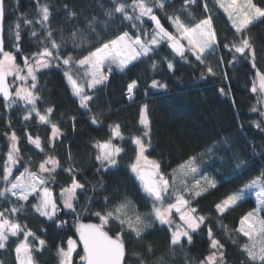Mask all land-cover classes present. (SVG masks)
<instances>
[{
	"label": "snow or ice",
	"instance_id": "snow-or-ice-1",
	"mask_svg": "<svg viewBox=\"0 0 264 264\" xmlns=\"http://www.w3.org/2000/svg\"><path fill=\"white\" fill-rule=\"evenodd\" d=\"M216 4L227 15L234 29L233 39L225 41L223 48L232 54V60L227 63L234 66L240 58L251 63L254 69L256 65V49L253 37L249 34V28L256 22L264 21V6L254 3V0H215ZM112 7L104 9V19L100 20L96 15L85 16L86 24L83 27L74 26L70 35H65L63 28L54 29L51 21L53 12L48 2H36L37 16L33 19L23 18V22L29 28V38L38 44V49L31 55L23 56V66L17 63V56L11 51H5L3 26L0 23V98L6 110L20 107L22 119L30 122L35 119L38 125H47L51 134L47 138V146L39 136H32L27 130L25 136L27 143L32 145L38 153H43L39 160L37 170L31 168V157L28 165L15 174L14 169L24 158L21 149V137L13 130L6 133L8 150L0 165V201L7 204L0 209V252H6L9 241L16 238L14 249L15 264H38L37 253H41L47 247L46 239L40 238L22 224L19 216L31 209L39 216L57 224V228L64 226V221L59 219V203L69 212L76 211L77 196L83 191L85 185L78 179L79 168L72 164V154L68 153V165L64 171L71 177L69 184L60 189L59 200L50 187V182H55L57 170L62 167L61 160L55 155L56 141L64 135L60 127V121L54 120V106L39 107L43 96L39 87V76L45 70L53 67L61 68L64 77L70 87L71 94L79 102V107L89 115L91 124L100 125L102 112L92 111L91 103L95 94L101 88L107 87L109 76L113 70L124 73L130 65L148 60L153 71L158 69L159 62L154 59L158 48L162 43H167L168 48L180 59L188 63V53L200 65L205 66L209 75H215V69L210 57L218 59V65L225 64V60L218 54L221 47L218 33L215 29L211 10L205 0L204 15L195 23L185 20H195L193 6H198V0H182L179 10L171 7L170 0H111ZM103 7V5H101ZM64 15L68 20L76 19L80 14L75 8L64 4ZM157 10L163 13L172 26L170 31L162 23ZM5 16L4 0H0V21ZM131 24L136 31H121L115 38L100 42L92 46L93 35L99 37L98 26L103 23L108 25L117 18ZM19 19V18H18ZM151 22V29L145 28L147 22ZM35 25H39L37 29ZM10 35L14 37L13 47L16 53L23 54L21 24L16 23L14 31L10 27ZM71 45V51H69ZM87 48L86 54L83 53ZM167 70L175 71L172 60H166ZM256 81L252 87L257 92V84L260 92H264V71L256 70ZM8 77H14L9 82ZM224 79L228 76L225 73ZM136 79L127 84L126 95L129 101L134 100V90L137 89ZM152 89L166 90L167 84L153 79L149 85ZM223 89L221 92L223 93ZM148 104L140 107L139 123L143 128L141 135L129 137L135 146V161L129 164V170L139 182L140 191L151 201L152 210L149 214H140L135 209L131 199L125 196L122 200L110 203L107 196L104 197V205L101 210L93 213L100 220L99 224L77 223L76 233L79 240L68 238L67 248L57 246L56 255L58 264H74L73 253L77 245L83 246V255L80 260L83 264H127V242L130 239L144 241L149 229L156 223L167 226L170 233L168 241V254H174L177 249L184 251L185 242L193 243V235L206 225L209 217L200 214L193 201L197 198L211 195L217 188L218 181L213 176L202 172L201 165L206 158L215 154L217 144H228V138L217 141L198 155L190 156L183 163L174 168L171 173L165 174L161 164L149 159L146 155L151 147V120L148 113ZM253 111L256 109L253 108ZM264 115V113H262ZM73 122L75 130V116L68 117ZM253 126L264 131V126L253 122ZM9 127L11 123L9 122ZM111 135L107 140L95 141L92 147L96 149L95 160L97 172H109L118 169L119 157L124 152L122 144L113 141L125 139L118 123L109 125ZM247 161L240 159L235 167L241 171L247 168ZM94 191H103L102 181L93 185ZM255 196V208L244 214L239 220V227L234 231L245 237V242L240 246V251L245 259L242 264H264V170L249 179L241 187L230 192L214 204L217 217H223L234 209L239 203L250 196ZM30 198H34L32 203ZM174 217L179 218V222ZM115 221L120 227L114 235L106 230L107 225ZM219 223V219L217 221ZM226 233H231L226 225H221ZM127 233V235H126ZM22 235V239L20 238ZM210 249L208 255L198 261V264H226L224 245L215 238L213 229L208 225L207 232ZM235 243V241H233ZM148 256H152L153 245L146 244ZM168 254H161L149 261L140 252H134L137 257L136 264H170L166 258ZM0 264H4L0 260ZM186 264H194L187 261Z\"/></svg>",
	"mask_w": 264,
	"mask_h": 264
},
{
	"label": "trees",
	"instance_id": "trees-1",
	"mask_svg": "<svg viewBox=\"0 0 264 264\" xmlns=\"http://www.w3.org/2000/svg\"><path fill=\"white\" fill-rule=\"evenodd\" d=\"M36 2L37 0H4V49L13 52L17 56V63L21 66L24 63L23 56H30L38 49V44L29 38V28L23 22L24 17L33 19L37 16ZM40 2L50 3L53 12L51 26L57 30V36L61 28L67 36L74 26L83 27L86 24L85 16L96 15L103 20L104 9L112 7L111 0H40ZM206 2L211 10L221 44L218 54L225 60L224 65L217 66L218 59L210 57L215 75L207 74L205 66L196 62L190 53L187 54L190 62L185 63L168 48L166 42L162 43L154 56L159 62L157 70L153 71L148 60L129 66L124 73L113 70L107 87L96 92L95 99L90 103L92 111L103 113V123L100 125L91 124L89 115L79 107L78 100L71 94L62 67L45 70L39 76V87L43 96L39 107L43 110L45 106H54L52 118L60 121V127L64 131L61 139L56 141L55 147V155L61 160L62 167L57 170L55 182H50V187L57 196L60 189L70 183L71 177L64 168L68 165V153L71 152L73 166L80 169L77 174L78 179L85 185L84 190L78 193L74 212L75 217L83 222L100 223L99 218L93 213L101 210L105 196L110 203L127 196L133 201L136 211L140 214L147 215L151 212V201L140 191L139 183L129 170V164L135 160V146L132 145L129 137L139 136L143 132L139 123L140 107L143 104H148L151 120V147L146 155L149 159L158 161L165 174L171 173L190 156L198 155L217 141H222L224 138L229 140L228 144H217L215 154L211 158H206L201 165L202 172L216 178L218 184L211 195L193 201L200 214L209 217L206 225L193 235V243L188 245L185 242L184 251L177 249L174 254H168L170 233L156 223L149 229L144 241L128 240L127 264H136L137 257L133 255L134 252L142 253L149 261L161 254H168L166 258L170 264H186V260L198 264V261L211 250L207 235L208 225L212 227L215 238L224 245L226 264H242L245 259L240 246L246 238L234 230L239 227L240 218L255 207L253 199L249 197L241 201L238 206L219 218L214 204L264 170V131L253 126V122L264 126V117H261L257 111L253 112L256 101L251 93L256 70L264 71V21L254 23L248 30L253 37L257 53V69H254L244 58H240L232 66L227 63L232 60V54L223 48V43L233 39L234 29L215 0H206ZM65 3L80 14L76 19L65 18L63 9ZM181 3L182 0H170L171 7L167 9L168 12L173 9L179 10ZM204 3L205 0H198V6H193L195 20H190L187 16L184 17L185 20L195 23L206 15L203 11ZM254 3L264 6V0H254ZM157 14L161 23L173 31L167 17L159 10ZM16 23L21 24L23 54L15 52L14 37L10 35V27L14 31ZM35 27L40 28L39 25ZM144 27L150 30L151 22H147ZM125 30L130 34L136 31L130 23L126 21L122 23V18L119 17L108 25L101 23L97 29L99 37L93 35L91 38L92 46L113 39ZM68 50L71 51V45ZM86 52L87 48L83 53L74 54L82 55ZM166 60L173 61L174 72L167 70ZM225 73L228 76L227 80L224 79ZM133 79L137 80L138 87L134 90V100L129 101L126 89L127 84ZM153 79L166 83L167 89L150 88ZM221 89L224 90L223 93ZM22 114L21 108L6 110L3 103H0V165L8 150L6 133L14 130L21 137L20 146L24 157L18 165L24 170L28 165V158L31 157V168L36 171L43 153H38L27 143L25 131L27 130L32 136L39 135L47 146L51 129L47 125H38L35 119L27 122L26 128ZM70 116L76 117L75 130H73V122L68 119ZM114 123L121 125L125 139L113 142L122 144L124 152L119 157L118 169L98 173L96 149L92 144L97 140H107L111 135L109 125ZM240 159L247 161L248 166L243 171L235 167ZM99 181L103 182L104 190L94 191L93 185ZM30 201L35 202L34 198H30ZM0 203L3 207L7 204L6 201ZM58 206L61 210L59 219L69 221V224L63 228H57L56 223L34 213L31 204L27 213L19 216L22 224H27L29 229L47 241V247L36 254L38 264H58L57 246L65 248L68 238H74L71 221H74L75 217L67 213L61 204ZM221 225H226L232 230L231 233H226ZM105 227L110 235H114L120 226L113 221ZM148 242L153 245L152 256H148L146 252ZM14 247L15 239L12 238L8 250L1 255L4 264H15L12 251ZM76 264L81 263L76 261Z\"/></svg>",
	"mask_w": 264,
	"mask_h": 264
},
{
	"label": "rangeland",
	"instance_id": "rangeland-1",
	"mask_svg": "<svg viewBox=\"0 0 264 264\" xmlns=\"http://www.w3.org/2000/svg\"><path fill=\"white\" fill-rule=\"evenodd\" d=\"M219 9L223 12V14L225 15V17L227 18V20H228V17H227V15L224 13V11L219 7ZM228 22H229V24L231 25V22L228 20ZM170 49V48H169ZM171 50V49H170ZM131 66V65H130ZM256 73V72H255ZM8 80H9V82H11V81H13L14 80V77H8ZM256 81V76L254 75V78H253V82H252V87H253V85H254V82ZM69 86V85H68ZM252 91V90H251ZM252 94H253V96H254V98H255V103H256V106L254 107L256 110L255 111H253V112H255L256 113V111L259 113V115L261 116V117H264V115H262V113H264V92H260L259 91V88H258V84H257V92H251ZM14 108H20V107H14ZM6 142H7V145H8V139H7V137H6ZM135 161V160H134ZM21 169V167L19 166V165H17V169L19 170V171H16L15 169H14V172H15V174L16 175H18L19 174V172L20 171H23L22 169ZM101 172H104L103 170L101 171ZM0 187H3V183L2 182H0ZM80 192V191H79ZM59 196H60V193H58V195L57 196H55V197H57V199L59 200ZM252 199H253V202H254V205H255V196L254 195H252V196H250ZM7 202V201H6ZM59 204H62V203H59ZM63 205V204H62ZM253 208H255V207H253ZM175 219H176V221L177 222H179V218L178 217H174ZM157 225H159V226H161L160 224H158L157 223ZM161 227H164V228H166L167 229V226H161ZM168 230V229H167ZM169 233V232H168ZM21 239H22V236L20 237ZM15 239V243L17 242V239L16 238H14ZM211 251V250H210ZM77 260V259H76ZM79 260H80V257H79ZM78 261V260H77ZM81 261V260H80Z\"/></svg>",
	"mask_w": 264,
	"mask_h": 264
},
{
	"label": "water",
	"instance_id": "water-1",
	"mask_svg": "<svg viewBox=\"0 0 264 264\" xmlns=\"http://www.w3.org/2000/svg\"><path fill=\"white\" fill-rule=\"evenodd\" d=\"M0 23H2V26H3V23H4V18L2 21H0ZM3 103V100L2 98H0V103ZM138 182V181H137ZM139 183V182H138ZM77 223H81V224H97V223H94V222H83V221H78ZM77 223L75 225V237L73 238V240H76L78 241L79 240V236L78 234L76 233V227H77ZM66 248H67V244H66ZM82 253L83 254V246L82 245H77V248H76V252L73 253V258H74V261L75 259L79 256V254Z\"/></svg>",
	"mask_w": 264,
	"mask_h": 264
},
{
	"label": "flooded vegetation",
	"instance_id": "flooded-vegetation-1",
	"mask_svg": "<svg viewBox=\"0 0 264 264\" xmlns=\"http://www.w3.org/2000/svg\"><path fill=\"white\" fill-rule=\"evenodd\" d=\"M3 208V206H2V203H0V209H2ZM2 252H0V260H2ZM14 257H15V254H14ZM75 264H76V261H75Z\"/></svg>",
	"mask_w": 264,
	"mask_h": 264
}]
</instances>
